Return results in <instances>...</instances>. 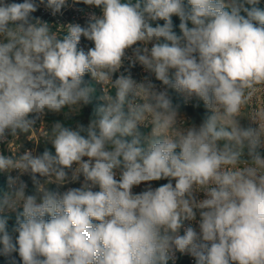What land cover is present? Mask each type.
I'll return each mask as SVG.
<instances>
[{"label":"clouds","instance_id":"1","mask_svg":"<svg viewBox=\"0 0 264 264\" xmlns=\"http://www.w3.org/2000/svg\"><path fill=\"white\" fill-rule=\"evenodd\" d=\"M71 3L94 9L83 26L33 16L41 6L62 14L69 0H0V145H14L0 149V255L11 264L14 253L19 264H169L179 252L195 264H264L261 0ZM136 65L149 74L140 81ZM86 74L103 103L72 126L95 92ZM172 92L209 115L188 120ZM22 135L44 151L21 153ZM68 183L80 187H49Z\"/></svg>","mask_w":264,"mask_h":264},{"label":"built area","instance_id":"2","mask_svg":"<svg viewBox=\"0 0 264 264\" xmlns=\"http://www.w3.org/2000/svg\"><path fill=\"white\" fill-rule=\"evenodd\" d=\"M15 2L19 3V2H23V0H15ZM259 6L264 9V0H261V4ZM93 10L94 9H91L89 6H86L84 4L72 5L71 0H69V6L65 7L62 10V14H57L56 16H53V15H51L50 10H47V9H45L44 6H41L38 9L37 12L33 13V16L39 17L42 21H46V22H48L50 24H53V25H67V24L79 23V24H81V26H83L85 24V22H86L88 13L93 11ZM95 11L97 13L99 12L98 9H95ZM173 18H175V16ZM161 23H163V22L161 21ZM91 46H92L91 42L87 41L83 37L81 38V42H80L79 47L84 48V50L86 51L87 48H89ZM122 71H123V69H122ZM130 71H131V74H132L133 78L138 80V81L142 80L145 76L149 75L148 73H146L143 70V68L140 65H136L135 67L131 68ZM84 78H87V80L90 79L91 81L88 82V85H90V86L95 88V98L93 97V99L96 102L94 100L93 101L95 102V106L97 107L98 105L103 103L99 99V97L102 95L101 85L96 84L95 81L92 80L90 74H86ZM150 78L153 80V82H155L159 86V82L155 81L154 76L150 77ZM171 95H172V98H173V103L180 105L181 113L188 120L196 123L197 125L199 123H201L206 118L207 115H209V113L205 109V110H203V112L199 113L200 117L197 118L190 111V108H196L197 104L199 105L200 102L196 101L195 99H192V100H189V101L186 102L182 95H179V94H177L175 92H172ZM93 96H94V94H93ZM45 119L47 120V117ZM244 124L247 125V126L256 127L255 124H252L251 121H248V120H245ZM33 138H35V136ZM19 142L23 143V147L20 149L21 153L24 150H26V149H34V148H35L37 153H42L43 150H44V147H45L44 144H40L39 147H36L34 142L27 140L26 137L23 136V135L20 137V141ZM13 147H14V145H11V144L6 145V146L5 145H0V149L4 150L5 154H10V152H8L7 150H11ZM262 151H264V150H262ZM11 174L13 176L17 175L16 172H13ZM1 175H2V179L5 181L6 192H7L8 191V182H7L8 174L1 172ZM21 179H23L28 185L27 194H34L35 187L33 185V182H32V179H31L30 175L25 174L24 176L21 177ZM167 182L168 181L166 180V183ZM151 184H152L153 188L159 186L156 181L151 182ZM49 187H50V190H52V191L63 192V191H66L68 188H78V187H80V183H68V184L64 185L63 187H58L57 185L52 184ZM145 187H146L145 184H141V185H139L137 187H134L133 191L135 193H139V192L143 191L145 189ZM96 190H98V189H96ZM189 225H191L192 227L196 228L197 231H199L198 225H197L196 222H194V221L193 222L186 221L184 227H187ZM180 234H183V229H181V233ZM180 260H186V261H188L191 264L195 263V259L191 255L182 254V253H179V252H176L174 260H171L169 262L171 264H176Z\"/></svg>","mask_w":264,"mask_h":264},{"label":"trees","instance_id":"3","mask_svg":"<svg viewBox=\"0 0 264 264\" xmlns=\"http://www.w3.org/2000/svg\"><path fill=\"white\" fill-rule=\"evenodd\" d=\"M260 7V6H258ZM262 10H264L262 7H260ZM173 23L174 25L176 26V30H178V25H179V18L178 17H175L173 18ZM94 109H84L79 116H75L72 118V120L68 121V123L72 126H74L75 122L80 119V118H85V117H88L90 118L92 112H93ZM203 110H205L204 106H203V103L200 102L199 103V106H197L196 108H190V111L197 117L199 118V113L203 112ZM56 120H63V116L62 115H56V114H48L47 116V121L49 123L51 122H54ZM49 149H51V145H48L47 146ZM52 151H54V149H51ZM44 151V150H43ZM157 184L160 186L161 184H164L166 183V180H161V181H156ZM6 192V185H5V181L2 179V175H1V172H0V198L4 195V193ZM15 224V214H12L9 221H8V229L9 231H11L12 227L14 226ZM0 264H11V260L9 257H5L3 255H0ZM17 264H19V261L17 262ZM169 264H171L169 262ZM176 264H191L189 263L188 261L186 260H180L179 262H177ZM195 264V263H193Z\"/></svg>","mask_w":264,"mask_h":264},{"label":"rangeland","instance_id":"4","mask_svg":"<svg viewBox=\"0 0 264 264\" xmlns=\"http://www.w3.org/2000/svg\"><path fill=\"white\" fill-rule=\"evenodd\" d=\"M84 80H85L86 84H88V82L91 81L90 79L87 80V78H84ZM93 97L95 98V92H94V96H93ZM93 97H92V103L89 104V105H87V106H85V107L82 109V111H83L84 109H86V108H87V109H91V110L94 109V108H96V106H95V102H96V101L93 99ZM93 100H94L95 102H94ZM82 111H81V112H82ZM78 116H79V115H78ZM76 117H77V116H76ZM88 120H89V118H88V117H85V118H80V119H78L76 122H80V123H83V124L86 125V124L88 123ZM76 122H75V123H76ZM13 256L15 257V259H16L17 262H18V261H19L18 254H15V253H14Z\"/></svg>","mask_w":264,"mask_h":264}]
</instances>
